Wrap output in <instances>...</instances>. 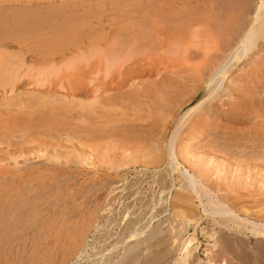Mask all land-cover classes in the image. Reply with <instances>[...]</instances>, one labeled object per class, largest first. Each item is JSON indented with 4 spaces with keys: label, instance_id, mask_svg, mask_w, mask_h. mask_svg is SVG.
Instances as JSON below:
<instances>
[{
    "label": "bare ground",
    "instance_id": "obj_1",
    "mask_svg": "<svg viewBox=\"0 0 264 264\" xmlns=\"http://www.w3.org/2000/svg\"><path fill=\"white\" fill-rule=\"evenodd\" d=\"M112 1L114 0L108 4ZM128 1L127 6L135 2ZM145 1L149 2L148 6L157 3L159 8L151 5L153 8H148H152L151 12L146 11L149 18L154 15L157 17L149 19L143 12L139 16L142 15V20L146 18L145 21L148 22L146 25L144 21V25L140 20L138 28L142 25L148 27L149 22L154 19V24L150 23L149 26H152L151 30L154 29L157 37L151 35L150 38H145L147 34L144 32H148L149 27L148 30L141 27L145 29L143 36L136 32L135 23L128 41L122 39L121 42L117 37L120 42L112 43L113 49L108 44H99L95 52L101 47L106 52L97 57L96 65H88L86 68L80 67L64 73L55 58L45 60L44 63L48 64L46 67L26 66L28 62L38 60L29 56V50L25 49L23 53L11 51V47H15L12 44L15 39H11V43H0V145H5L6 151L11 154L16 149H26L35 144L46 151L51 150V155L46 153L45 157L53 161L61 151L62 144L66 142L69 143L68 148H63L68 149L66 155L72 159V163L89 168L99 164L107 179H112L111 184L120 181L128 183V177L134 173L129 180L132 186L141 195H152L146 201L151 214L143 222L141 219L126 222L132 237L143 238L133 244L124 245L122 252L117 255L118 262L137 264L141 256L138 255L137 248L143 246L149 250L168 243L175 250L173 261L169 259L172 264H264V0H258L252 9L246 8L244 16L241 15L243 19L237 20L236 25L230 27L229 34L221 33L224 38L210 24L208 25L212 30H206V33L202 29L204 32L201 30L197 35L198 30L195 31L194 28L203 23L192 11L202 8L205 6L203 4L198 5L199 7L195 5L198 7L195 8L189 3L184 4L183 0ZM202 1L199 0V3ZM197 3L198 1L195 4ZM99 5L102 7L104 4L101 1ZM145 5L142 7L145 8ZM206 6L203 8L207 9ZM124 8L126 10L127 7ZM135 8L138 10L137 6L131 9L136 10ZM88 9L90 8L86 7ZM90 10L89 13L95 11ZM104 10L106 11H102L106 13L112 12L111 9ZM200 11L203 13L201 9L196 13L200 14ZM81 13L84 15V12ZM132 14L131 12L129 15L132 17ZM217 14H211V17ZM125 15L131 19L128 13ZM110 17L112 20L114 16ZM216 17L219 18L218 15L215 19ZM93 19L95 22L91 18V23L94 22L95 25L96 18ZM105 19L106 22L111 21L109 17ZM76 25L72 26L73 30V27H78ZM66 26L70 27L71 24ZM35 28L36 26L32 29H39ZM85 28L87 30L88 27ZM33 30L24 34L31 33L33 36L36 32ZM55 30L54 28L53 31ZM96 32L97 35L101 33L98 29L94 34ZM82 33L85 35L84 31ZM21 34L17 33V37L22 40ZM45 34L48 35L44 32ZM94 34H87L85 38H95ZM25 35L23 41L28 36ZM14 36L16 38V34ZM19 42L16 41L17 45ZM89 42L92 44L91 48L97 46L94 45L95 41ZM39 43H43V40L40 39ZM48 43H52L51 40ZM121 43L128 47L125 49L122 46L125 50L130 47L133 51L130 49L127 53L121 50L122 54L125 51L124 56L117 54L123 49ZM36 47L34 50L37 51ZM136 49L138 54L152 52L154 49H160L162 53L147 62V56L144 58L136 54ZM138 49L143 50L139 52L141 50ZM34 50L32 52L36 53ZM91 54L94 55L93 52ZM71 56L62 57L63 60L67 59L68 66L65 69L70 67ZM86 59L87 57L84 59L85 63ZM24 67L26 70L23 72L21 70ZM166 73L172 74L173 78ZM164 74L170 78L163 79ZM154 76L158 79L150 81L149 85L138 84L139 78ZM127 147L134 150H127V154ZM118 151L125 152L122 153L123 156L120 154L116 158ZM56 161L57 159L54 160ZM20 169L1 168V173L17 178L22 176ZM172 193L176 197L168 206L181 217V221L176 225H165V228L161 225L165 220L154 225L160 218L152 213L153 207L163 206L168 200L162 196ZM136 195L137 193L134 194ZM142 200L139 199V206L140 202L143 203ZM117 201L119 202L118 199ZM151 206L152 209L149 210ZM164 209L167 211L168 207ZM91 245L89 240L84 241L78 259L85 258V250ZM107 253L110 252L102 249L95 251L90 264H96L95 260L97 263H111L107 259ZM88 258L91 261V257Z\"/></svg>",
    "mask_w": 264,
    "mask_h": 264
},
{
    "label": "rangeland",
    "instance_id": "obj_2",
    "mask_svg": "<svg viewBox=\"0 0 264 264\" xmlns=\"http://www.w3.org/2000/svg\"><path fill=\"white\" fill-rule=\"evenodd\" d=\"M97 1L99 2L100 0H97ZM97 1L96 0H0V23H1L0 24V27H1L0 28V39L2 37V39L0 40V43H3V42H10L11 43V41H12L11 39H15L17 41V43L19 41H22V43L19 42V44H22V45L18 44L19 46L17 45L15 40L12 41V44H14L15 47H11L12 49H10V50L13 52L17 51L15 53H23L25 51V49H27L30 51V53H28L29 56L31 55V56L36 57V59H38L37 61H34V62H28V64H26V66L30 65V66H33L34 68H37L39 66L40 67H46L47 63H44V61L55 58V59H57L56 63L58 65L60 64L63 72L67 73L69 71H73V70L75 71L80 67L86 68V67H88V65L89 66L90 65H96L95 60L97 59V57L100 54L102 55L104 51L106 52V50L104 48H103L104 51H102V47L99 49V51L95 52V50H98L97 48L99 47V44H108V45H110V48L113 49L112 43L116 44V43H118L117 41H119L117 37H119L121 42L129 39L128 36L131 35V33H132V29H131L133 27L132 25H134L135 23L137 24L136 25L137 26L136 32H138V33L144 32L145 29L143 30V29H141V27H143L145 25L144 21L146 20V18L144 17L145 19L142 20V17H143L142 13L145 12V15H146L147 14L146 11L150 10V12H151V9L153 8V6H151V5H154V8L155 7L159 8L157 6L156 2H155L156 4H151L150 6H148L149 2L145 1V0H137V1L135 0L136 3L134 1H132L134 3H130V5H128V6L126 5V4H129L128 0H127L128 2L125 0L124 1L123 0H114L110 4H108V3L111 0H101L102 5L104 4L102 7H99L100 6L99 4H101V1L99 3ZM118 1L120 3H118ZM183 1H184V4H185V2L187 4L189 3L190 5H194L195 8H198L199 7L198 5L203 4L206 6V3L208 4L206 6V7H208L207 9L206 8L204 9L203 7H205V6H203V5H202L203 7L201 6L202 8L199 7V9L203 10V13L205 12L204 14L201 13V11H200V14L196 13L199 11V9L192 11L193 15H195L196 18H199V20L202 21V23H203V24H201V26H196L194 28V30L195 29L198 30V32H196L197 35H198L199 31H201L202 29H205L204 31L206 33H207L206 30H212L209 28L208 24H210V25H212V27H214L213 29H215V30L218 29V31L220 32L219 36L224 38L221 35V33L223 35H225L224 33L229 34V30H231L230 27L235 26L237 20L243 19V17L241 15L244 16L246 8L252 9L253 5H255V3L258 0H204V1L201 0L202 2H200V3H199V0H186V1L183 0ZM196 1H198L197 4H195ZM143 4L144 5L147 4V5H145L146 7L148 6L147 10L145 9L146 7L145 8L142 7ZM106 5L107 6L109 5V6L106 8ZM111 5H113V7H110ZM114 5L119 6V7L115 8ZM122 5H123V7L121 8ZM131 5L133 7L137 6L138 10L136 8H135L136 10L131 9V8H133V7H131ZM195 5H197L198 7ZM125 6L127 7L126 10L124 8ZM212 6L215 8L214 10H213ZM86 7H89L90 9L94 8L95 11H94V9L93 10H90V9L86 10ZM103 7H105V8H103ZM149 7H152V8L148 9ZM117 8H118V10H116ZM77 9H80L79 11L84 12V15L81 12L79 13V11ZM83 9H85V10H83ZM104 9H109V10L113 9V10H112V12L106 13V12H103V11H106ZM89 10H90V12L91 11H94V12L89 13ZM119 10H121V12ZM97 11H99V12H97ZM153 11L155 12L156 10L153 9ZM101 12H103V13H101ZM131 12L133 13L132 17L129 15V14H131ZM213 12L216 14L218 13L217 15L219 18L216 17V19H215V16H217V15H215L214 17H211V14H214ZM220 12L222 14H220ZM104 13H105V15H104ZM127 13L130 16L129 18H131L133 21L131 19H128V17H125L126 16L125 14H127ZM140 14H142V15L139 16ZM150 14L152 15V13H150ZM153 14H155V13H153ZM110 16H114V17H112L113 18L112 20H111ZM121 16H124L125 18H123ZM146 16H147V18H149L148 17L149 15H146ZM155 16L156 15L153 16L154 19H156V17H157V16L156 17ZM106 17L107 18L109 17L111 21L109 20L110 22H106L105 21ZM153 17L151 16L149 19H152ZM91 18L94 22H95V20L93 18H96L95 25L93 24L94 22L91 23L92 22ZM100 18L102 20V23H101V20H97ZM82 19H84V20L82 21ZM154 19L152 22H149V24H148L149 31L144 32L145 34H147L145 36V38H150L151 35L155 36L154 29L151 30L152 26L151 27L149 26L150 23L152 25L154 24ZM23 20H24V22H22ZM88 20H90V22H88ZM140 20L143 21L144 25L141 24L142 26L138 28V26H140ZM203 20L206 23H204ZM216 20H217V22H216ZM20 21H21V23H20ZM5 22H6V24H5ZM10 22H11V24H10ZM29 22H30V24H29ZM71 22H74V24ZM85 22L88 24H86ZM103 22L105 23V25H103L104 24ZM145 22L147 25L148 20ZM33 23L36 25H34ZM50 23H52V24H50ZM66 23L68 25L71 24V26L70 27L66 26L67 25ZM42 24L44 26H41ZM82 24L84 27H88L87 30H86V28L84 29V27H82ZM101 24H102V26H101ZM73 25L74 26L76 25L79 27V28L76 27V29H75V27H73L74 30H76L77 32L72 29ZM80 25H81V27H80ZM35 26H36V28H39L37 30H39V31L41 30L43 35L41 32H39L37 30H35L36 31L35 32L32 29ZM53 26H55V27H53ZM92 26L95 28V30H94V28L91 29ZM95 26H97L98 28H96ZM123 26H125V27L123 28ZM215 26H216V28H215ZM42 27H44V28H42ZM63 27L65 28V30L63 29ZM67 27H69V29L71 30V33ZM121 27H122V29H120ZM148 27L145 26L143 28H147L146 30H148ZM200 27H202V28H200ZM54 28L57 31L56 30L53 31ZM60 28L63 30L60 31L59 30ZM66 28H67V30H66ZM19 29H21V31ZM22 29H26V30L22 31ZM79 29H81V30H79ZM97 29L101 31V33H99L100 35H97L98 32H96V34H94ZM110 29H112V30L110 31ZM124 29H126L127 31ZM226 29H228L227 30L228 32L226 31ZM7 30L10 32H8ZM29 30H30V32L33 30L36 34L34 32H32V33H34L32 36L31 33L30 34L26 33V35H28L27 36L28 41H27V38H25L24 39L25 42H24L23 41V35H25L24 33L28 32ZM50 30H51V32H50ZM68 30H69V32H68ZM85 30L87 33L85 32ZM123 30H124V33H123ZM130 30H131V32H130ZM197 30H195V31H197ZM52 31H53L54 35L52 34ZM64 31H66V32H64ZM79 31H80V33L78 34ZM82 31H84L85 35H83ZM89 31H92V32L89 33ZM150 31H152V32H150ZM44 32L48 33V35L47 34L44 35ZM61 32H62V34H61ZM17 33H18V35L23 33V35L21 34L22 36L20 35L22 40L19 39V37H17ZM120 33H121V35H120ZM144 33H142L143 36H144ZM15 34H16V38H18V39L15 38V36H14ZM71 34H73V37ZM87 34H89V35L94 34L96 39L93 38V36L92 37L90 36L91 38L88 37L90 40L89 39L87 40L85 38ZM105 34H106V36H104ZM26 35H25V37H26ZM36 36H37V39H36ZM43 36H46V37L50 36V37L45 38ZM99 36L102 37L103 39H100ZM154 36H152L153 39H154ZM219 36H217V37H219ZM33 37H35L36 42H35V39ZM39 37H40V39L43 40L44 44L39 43V40H40ZM76 37H79L81 39H79V38L76 39ZM156 37L157 36H155V38ZM44 38L47 39V41ZM63 38H65L64 39L65 41L63 40ZM97 38H98V40H97ZM4 39H6V40H4ZM31 39H33V40H31ZM67 39H69V40H67ZM114 39H117V40L114 41ZM122 39H123V41H122ZM50 40L52 43H48V41H50ZM72 40H74V41H72ZM89 41H93V42L95 41L96 44H94V45H97V46L91 48L92 44ZM155 41H156V39H155ZM32 42H34V43H32ZM40 42H42V41H40ZM60 42H62V43H60ZM109 42H111V44ZM23 43H25V45L27 47ZM38 43H39V45H37ZM70 43L74 44L75 46L72 45L73 46L72 47ZM79 43H80V45H76ZM31 44L32 45L36 44L35 47L36 46L40 47V48L36 47L38 53L36 50H34L35 47H33ZM41 44H43V45H41ZM86 44H88V46H86ZM128 44H129V42H128ZM58 46H60V48ZM66 46H69V47H66ZM122 46L124 48L126 47L123 44L121 45V47ZM56 47H58V48L56 49ZM77 48H79V50ZM119 48H120V46H119ZM124 48L120 49V51L128 49V47H126L125 49ZM15 49H17V50H15ZM43 49H44V51H43ZM89 49L91 50V52L94 53V55L91 54V52L89 53ZM130 49L131 48L129 47V50ZM18 50H20V51H18ZM21 50H22V52H21ZM33 50L36 53H33L32 52ZM40 50H42V52H40ZM45 50H47V51H45ZM53 50H54V52H53ZM129 50H125V51L127 53H129ZM138 50H141V49H138ZM142 50L139 52H142ZM81 51H82V53H81ZM117 51H119V50H117ZM125 51H124V54H122L123 51H121L120 53H117V52L116 53L124 56L126 54ZM136 51H137V49H136ZM136 51H134V52L136 54H138V51L137 52ZM43 52H44V54H43ZM53 53H55V54H53ZM86 53L87 54L89 53L88 54L89 57L87 56ZM161 53H162V51H160V49H154L152 52H147V53L144 52V54L139 53L138 55H142L144 58L147 56L149 60H147V57H146V61L150 62L152 59L156 58ZM42 54L44 56H42ZM81 54H84V55H81ZM38 55H39V57H38ZM47 55L49 56V58ZM65 55L66 56L72 55L71 56L72 60L70 61V67L71 68L67 67L66 68L67 70L65 69V67L68 66L66 63L67 59H65V60L62 59V57ZM80 56H84V57H80ZM78 57L80 59H83V61L80 60ZM85 57H87L86 63L84 60ZM67 58H70V57L68 56ZM198 58L199 57L197 56V59ZM59 62H61V63H59ZM25 68L26 67H24L21 71L24 72L26 70ZM33 72H35V70H33ZM166 74H168V76L173 78L172 74H169V73H166ZM166 74L163 75V77H165L163 79H169L170 78V77L169 78L166 77L167 76ZM156 78L158 79V77H155V76L151 77V78L142 77V78L138 79V84L143 85V86L149 85V83H151L150 81L155 80ZM64 80H66V79L64 78ZM68 144L69 143L64 142L62 144V148H60L61 151L55 157L57 159V161H59V162H57V161L54 162V160H56V159H54L53 161L50 159L47 160L45 157V154L47 153L48 155L49 154L51 155V153H52L51 150L46 151L45 148H43L41 146H36L35 144L31 145L29 148H26V149H22V148L16 149L11 154H9V152L6 151L5 145H3V144L0 145V151H1L0 153L2 154V159L0 160V264H73V263L90 264L91 262H93L92 255L95 253V251H99L100 249H102L104 252H105V250H108V252H110V253H107L108 254L107 259L109 258L111 260V263H107V262L106 263H97V260H95L96 264H123L122 262H118V256H117V255H119L120 252H122L121 250H122L123 246L128 245V244L129 245L133 244V242H136V241L140 240L141 238H143V237H138L136 239V236L132 237L129 234V230H127V225H126L127 223L126 222H131V221L135 222L137 219L138 220L141 219L142 222H143V220L145 221V218L151 214V211H148V208L146 206L147 205L146 201L148 202L149 201L148 197H150L152 195H148V196L143 195V194L141 195L139 192H137L135 186H132V184H131V182H129V180L131 179V177L133 176L132 174H134V173H131V175L128 177V183L125 182L126 184L124 182H121V181H120L121 183L118 182V183L111 184L110 182L112 181V179H110V178L107 179V177L105 176V174L103 172L104 171L103 168H101L102 166L100 167L99 164H98L99 166L97 165L94 168L93 167L89 168V167L79 166L75 162L72 163V159L69 158V156L67 157V155H66L68 149L64 150V149L68 148ZM63 145H65V146H63ZM63 147H66V148H63ZM125 150L128 154L130 151H132L134 149L131 150L130 148L127 147ZM58 151H59V149H58ZM124 152L123 151L116 152V154H115L116 158H117V156H119L120 154H122ZM121 156H123V154ZM66 157H67V159H66V161H64V159ZM58 158H60V159H58ZM51 159H53V158H51ZM17 167L21 168L20 172L22 173V176H20V177L11 178L10 174L1 173V171H2L1 168L14 169ZM101 174H102V176H101ZM107 186H108V188H107ZM117 187H119V188L117 189ZM125 188H126V190H125ZM114 190H116V191H114ZM111 192H113V193H111ZM103 193H105V194H103ZM136 193H137V195L134 196V194H136ZM173 194L174 193H172V195H168V196L163 195L162 196L163 199L167 197V200H168L163 206L160 207V205H156L155 207H153V209H152V206L150 207L149 210L152 209V213L156 214V218H158V217L160 218V219L158 218L159 220H157L153 223L154 225L159 223L158 221H160V220H162V221L165 220L164 221L165 223H163L164 225L161 224L163 227L165 225L166 226L176 225L177 223H179L181 221V217L179 215H177V213H174V211H172L173 208L170 209V206H168V204L171 203L170 201L174 197H176V195H174V197H173ZM118 195H120V196H118ZM145 196H147V197H145ZM121 197H123V198L121 199ZM142 198L144 200H142ZM117 199L119 200V202L117 201ZM139 199H140V201L142 200V202H143L142 204L140 202L141 206H139V204H137V203H139ZM166 206L168 207V209ZM109 207L112 210H110ZM103 208H104V210H103ZM161 208H163V209H161ZM164 208H166L167 211ZM144 210H146L145 211L146 213L144 212ZM140 211H141V213L139 214ZM110 212L112 214H110ZM157 212H159V213H157ZM160 213L162 214V219H161ZM143 215H145L144 218H143ZM131 218H132V220H131ZM134 218H136V219H134ZM105 219H107V220H105ZM123 224L126 226V227L124 226L125 229L123 227ZM101 225L102 226L104 225V226L102 227ZM161 225H159V226L162 227ZM96 226H98V227H96ZM92 238H95V240H93ZM130 239H132V240H130ZM85 240H89V242L92 245L89 246L85 250V252H86L85 258L84 259H78L77 256L81 250V247H83V243ZM123 241H126V242H125V244L122 245ZM112 246L114 249L112 248ZM161 247H162L163 251H162ZM109 248H111V249L109 250ZM156 248H159V249H156ZM136 251H138L137 252L138 255L141 254V256H140L141 258L139 257V261L137 262V264H166V263L169 264L171 261H173L172 259L175 257L174 247H172L171 245L169 246L168 243L154 247L153 249L150 248L149 250H147L145 247L141 246V247L137 248ZM145 251H146V253H145ZM159 252H161L160 253L161 255L159 254ZM163 254L165 256H163ZM151 255H153V256H151ZM157 255H158V258L155 259V256L157 257ZM172 255H173V257H171ZM88 256L91 257V261H90V258H88ZM162 256H163V258H162ZM169 259L171 261H169ZM75 261H77V262H75ZM170 264H172V262Z\"/></svg>",
    "mask_w": 264,
    "mask_h": 264
}]
</instances>
